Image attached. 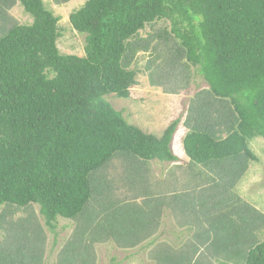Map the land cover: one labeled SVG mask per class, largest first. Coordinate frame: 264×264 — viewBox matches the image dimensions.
I'll list each match as a JSON object with an SVG mask.
<instances>
[{"label": "trees", "instance_id": "16d2710c", "mask_svg": "<svg viewBox=\"0 0 264 264\" xmlns=\"http://www.w3.org/2000/svg\"><path fill=\"white\" fill-rule=\"evenodd\" d=\"M16 1L32 23L0 28V206L35 204L51 229L58 217H84V233L97 222L101 231L91 230L93 242L134 248L154 237L164 204L159 199L131 205L138 216L115 222L106 215L113 203L99 210L101 216L87 207L95 194L101 197L95 174L114 157L178 161L171 150L177 120L156 138L130 125L106 100L129 97L137 85L130 70L134 56L152 43L138 39L139 32L165 19L175 37L164 38L166 53L155 56L153 63L161 59L155 74L175 81L178 89L169 93L188 87L191 68L208 86L192 98L182 140L188 169L206 180L198 183V204L183 208H205L206 216H184L198 229L195 242L167 261L264 264V235L255 243L264 216L229 194L255 160L249 142L264 140V0H87L69 16L85 35L84 57L59 54V18L41 0H0L1 22ZM197 167L203 170L194 172ZM177 196L166 205H181ZM202 252L208 256L201 260Z\"/></svg>", "mask_w": 264, "mask_h": 264}, {"label": "rangeland", "instance_id": "374dc122", "mask_svg": "<svg viewBox=\"0 0 264 264\" xmlns=\"http://www.w3.org/2000/svg\"><path fill=\"white\" fill-rule=\"evenodd\" d=\"M41 1L46 10L59 18L57 24L59 54L84 57L85 35L73 29L69 16L80 9L87 0H70L60 5L54 4L52 0ZM5 16V22L0 20L1 29L9 28L13 24L32 23V18L24 12L18 1L6 11ZM171 30L170 21L162 19L147 25L139 32L138 39L152 40V43L148 46V51L140 50L136 53L130 66V70L136 73L137 85L130 88L128 98L107 95L106 100L114 110L123 114L130 125L156 138H161L164 131L177 120L179 123L171 140V150L178 161L142 162L126 159L121 155L114 157L106 167L95 174L94 179L101 182L99 189L101 197L95 194L87 207L88 212L91 215L93 213L92 216H101L99 210L113 203L114 207L111 208L110 205L106 215L111 216L110 220L115 222L137 214L131 205L142 206L145 200L154 203L159 199V202L164 204L160 209L161 219L154 237L134 248L120 247L114 241L93 242L90 235L93 228H95L93 234L100 236L101 224L96 226L97 222L84 233V230L80 231L84 217L74 220L58 217L55 227L51 229L46 226L39 213V207L35 204L20 208L2 205L0 264H85V260L89 264H158L156 258L159 259V264H167L168 258L169 262L173 256L178 258L177 252L181 248L187 244H194L198 229L184 216H206L204 213L207 209L202 208L201 213L196 210L197 208L190 212L183 206L188 205L187 208H190V205L198 204L195 200L203 190V187H198V183L201 182L205 186L206 180L203 175H193L194 173L188 169L189 159L183 151L182 140L188 133L184 121L189 114L192 98L208 86L196 73V69L191 68L188 71L191 73L188 87H182L176 94L169 93L178 89L175 81L161 76V73L155 74L156 66L161 59L158 58L155 63L153 61L156 55L161 57L166 53L162 44L164 38L174 40L175 36ZM1 35L0 31V37ZM151 81H159L162 86H154ZM248 147L255 160L250 161L246 173L235 187L229 190V194L236 199L235 203L248 205L264 216V140L256 137L249 142ZM198 170L203 169L197 167L194 172ZM193 192L195 195L197 193L194 199L190 198ZM174 196H177V201H181V205L177 203L166 205ZM177 206L180 212L177 211ZM77 231L79 232L76 234ZM257 233L255 243L262 239L264 225ZM83 246H87V254ZM165 251L168 252L167 256ZM207 256V252H202L200 259ZM193 259H198V256ZM212 264L217 263L212 261Z\"/></svg>", "mask_w": 264, "mask_h": 264}]
</instances>
